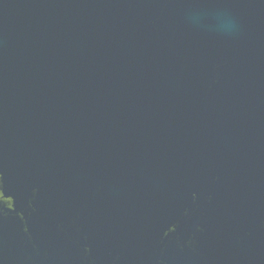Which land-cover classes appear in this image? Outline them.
<instances>
[{
	"label": "water",
	"instance_id": "obj_1",
	"mask_svg": "<svg viewBox=\"0 0 264 264\" xmlns=\"http://www.w3.org/2000/svg\"><path fill=\"white\" fill-rule=\"evenodd\" d=\"M0 264H264V0H0Z\"/></svg>",
	"mask_w": 264,
	"mask_h": 264
}]
</instances>
